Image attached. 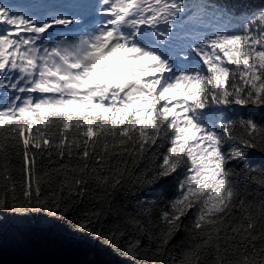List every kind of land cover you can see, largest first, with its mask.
Wrapping results in <instances>:
<instances>
[{
	"label": "snow or ice",
	"instance_id": "1",
	"mask_svg": "<svg viewBox=\"0 0 264 264\" xmlns=\"http://www.w3.org/2000/svg\"><path fill=\"white\" fill-rule=\"evenodd\" d=\"M256 108L264 0H0V242L41 217L131 264H264Z\"/></svg>",
	"mask_w": 264,
	"mask_h": 264
},
{
	"label": "trees",
	"instance_id": "2",
	"mask_svg": "<svg viewBox=\"0 0 264 264\" xmlns=\"http://www.w3.org/2000/svg\"><path fill=\"white\" fill-rule=\"evenodd\" d=\"M260 6L261 0H246ZM251 113L257 120L264 119V110L239 109ZM176 179L166 182L154 193L155 203H163L175 191ZM123 201L117 196L114 207ZM88 201L77 208V213L88 211ZM107 210V209H106ZM17 218H9L5 223L3 242H0V264H131L129 260L116 255L111 248L92 237L72 232L63 226L49 227L41 217H32V227L26 238L18 237L13 223ZM116 220L94 222V228H112ZM132 232L131 225H121V229ZM134 235V233H133Z\"/></svg>",
	"mask_w": 264,
	"mask_h": 264
},
{
	"label": "rangeland",
	"instance_id": "3",
	"mask_svg": "<svg viewBox=\"0 0 264 264\" xmlns=\"http://www.w3.org/2000/svg\"><path fill=\"white\" fill-rule=\"evenodd\" d=\"M12 1H14V0H8V2H12ZM18 1H20V0H18ZM22 1H24V3L26 2V0H22Z\"/></svg>",
	"mask_w": 264,
	"mask_h": 264
}]
</instances>
